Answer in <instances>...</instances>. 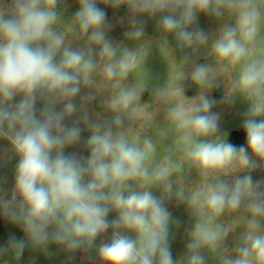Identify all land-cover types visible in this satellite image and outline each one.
Returning <instances> with one entry per match:
<instances>
[{
  "label": "clouds",
  "instance_id": "clouds-1",
  "mask_svg": "<svg viewBox=\"0 0 264 264\" xmlns=\"http://www.w3.org/2000/svg\"><path fill=\"white\" fill-rule=\"evenodd\" d=\"M76 3L78 10L65 18L61 6L67 8V0H0V141L7 144L0 158H18L10 192L0 180V215L25 236L9 237L0 258L11 253L19 261L26 247L47 253L56 245L70 255L95 249L101 264H207L206 255L218 264H264V182L254 183L251 175L258 166L264 170V43L259 52L256 47L264 31V0ZM101 4L127 6L125 39L134 47L108 38L112 25ZM226 11L234 13L235 23L222 25L211 41L213 62L198 63L201 48L209 45L198 15L219 19ZM143 16L159 17V51L172 58L166 82L151 85L164 105L156 139L134 127L152 118L141 103L150 87L151 45ZM222 79V102L247 105L246 146L229 143L212 112L217 101L209 94ZM185 80L197 95H185ZM82 89L88 94L78 109ZM97 96L110 119L90 115L88 105ZM77 111L79 118L67 123ZM81 125L90 133L86 158L66 154L80 143ZM169 134L171 143L161 153ZM185 165L197 174L192 187L174 179ZM172 199L192 218L179 260L170 248L174 225L166 202ZM237 228L242 231L230 250L226 241Z\"/></svg>",
  "mask_w": 264,
  "mask_h": 264
},
{
  "label": "rangeland",
  "instance_id": "rangeland-1",
  "mask_svg": "<svg viewBox=\"0 0 264 264\" xmlns=\"http://www.w3.org/2000/svg\"><path fill=\"white\" fill-rule=\"evenodd\" d=\"M68 7L64 8L61 6V11L65 18L71 17L77 10L78 4L76 0H67ZM99 7L104 8L107 13V19L110 21L112 27L108 31L107 36L115 43H125L128 47H134V44L130 41H126L125 33L129 29L128 25V9L127 6L122 5L119 9H112L109 6L103 4ZM121 18L123 22L121 23ZM145 23V39L151 41L150 51L148 60L146 63V69L149 76L150 87L141 93V103L148 105V111L152 114L151 119H146L138 121L134 127L138 130H142L145 134L153 136L156 139L155 132L156 129L164 127V105L157 102L152 93V84H164L167 80L169 73L172 71V58L164 57L159 51V43L161 35L156 30V24L159 17L149 19L147 16L139 17ZM235 23L234 13L225 12L224 16L215 19L207 14L200 13L198 15L197 26L203 29L209 35V45L201 48L198 63H211L213 62V57L210 55V44L211 41L218 35L219 30L222 25L229 24L233 25ZM189 30H192L191 28ZM169 45H175L174 38L170 35L168 37ZM264 43V31H262L260 37L257 40V51L259 52L260 47ZM75 46V45H74ZM175 60L180 59V53L174 54ZM235 69L231 70L230 76L235 75ZM133 77H129L128 82H132ZM226 84L227 79H222L221 85L209 94L211 99L217 101L216 105L212 108V112L219 115V128L222 133H228L227 139L229 143L239 147L240 145L246 146V134L243 130V114L247 109V105L240 100L235 101L232 104L223 103L226 94ZM185 88V95L189 98L197 95L198 89L195 85L191 83L190 80H185L183 83ZM88 94L87 89H82L79 96L76 98L75 103L79 109L81 103V97ZM40 105H38L39 107ZM62 107V105L58 106ZM88 111L93 119L104 120L107 116L102 104V97L97 96L88 105ZM80 112L77 113L67 121L71 123L79 118ZM81 141L77 146L70 147L66 149V154L76 153L81 157L86 158L88 156V151L86 150L84 144L89 136V132L81 125ZM172 136L168 135L166 139H163L160 145V151L163 153L164 149L171 143ZM7 148V144L4 141H0V157ZM18 163V158H11L7 161L0 158V180H3L4 188L10 192L14 184V169ZM245 173L241 172L239 175L242 177ZM254 183L258 181L264 182V170L259 166L255 171L251 172ZM174 179H182L183 183L187 187H192L197 182V174L195 170L189 169L187 165L184 166V171L181 173L180 177H174ZM231 177H229V182H231ZM264 187V183L261 184ZM155 195L159 196L158 191L154 192ZM166 207L171 213L173 227L171 229L170 236V248L174 260H179L182 256L186 254L187 245V231L192 226V218L184 204H177L175 199L166 202ZM116 214L110 213L108 219H115ZM178 222V226H177ZM242 229L237 228L235 232L231 233L226 241V246L231 250L236 243L238 236L240 235ZM15 236L17 239H25L22 229L18 225L11 224L9 221L4 219L0 215V247L7 246L9 237ZM111 236V229L105 234L104 239H108ZM99 238L97 244H99ZM4 261H8V264H101L99 259L96 257L95 249L92 253L87 254L83 252H76L74 254H68L63 249L56 245H50L47 253L40 250H32L30 247H26L24 253L19 261H16L12 254L9 253L7 256L0 258V264H4ZM207 264H218L217 261L213 260L210 255H206Z\"/></svg>",
  "mask_w": 264,
  "mask_h": 264
}]
</instances>
